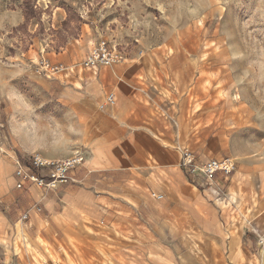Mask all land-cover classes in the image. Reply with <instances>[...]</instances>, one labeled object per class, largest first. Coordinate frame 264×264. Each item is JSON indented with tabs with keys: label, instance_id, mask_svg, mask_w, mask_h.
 <instances>
[{
	"label": "rangeland",
	"instance_id": "374dc122",
	"mask_svg": "<svg viewBox=\"0 0 264 264\" xmlns=\"http://www.w3.org/2000/svg\"><path fill=\"white\" fill-rule=\"evenodd\" d=\"M102 40L151 75L143 82L156 97L150 103L182 150L245 161L246 190L233 200L225 189L196 192L224 212L231 229L223 241L207 238L185 209L176 226L154 210L150 240L139 223H71L63 184L45 191L17 177L18 163L29 167L62 138L48 83L60 77L36 65L80 68ZM263 235L264 0H0V264H168L166 250L174 264H264Z\"/></svg>",
	"mask_w": 264,
	"mask_h": 264
},
{
	"label": "crops",
	"instance_id": "0c3cea01",
	"mask_svg": "<svg viewBox=\"0 0 264 264\" xmlns=\"http://www.w3.org/2000/svg\"><path fill=\"white\" fill-rule=\"evenodd\" d=\"M150 76L139 62L128 63L126 59L97 72L83 70L49 80L51 99L61 114L58 122L62 138L55 142L54 151L48 147L42 157L63 161L82 154L85 158L58 191L62 212L71 223L85 218L102 225L125 224L127 228L139 223L148 230L142 231L141 239L150 240L155 238L150 233L154 210H158L159 220L173 226L182 222V209L193 210L198 214L195 222L199 220L203 234L213 241H223L231 229L224 212L217 211L208 200H197L196 192L199 188L208 192L225 189L233 200L232 193L239 195L246 190L245 176L250 175L244 170L245 161L238 165L235 162L236 171L229 177L216 174L206 178L199 168L213 159L208 155L198 158L192 149H187L195 154L197 169H183L182 139L150 103L156 100L149 93L151 86L143 84L150 81ZM111 93L116 104L101 109ZM152 194L163 199L157 200ZM47 196L55 200L57 194ZM199 208L206 211L199 213ZM120 212L128 216L118 217ZM164 256L168 264H174V251L166 250Z\"/></svg>",
	"mask_w": 264,
	"mask_h": 264
},
{
	"label": "built area",
	"instance_id": "2783aa9c",
	"mask_svg": "<svg viewBox=\"0 0 264 264\" xmlns=\"http://www.w3.org/2000/svg\"><path fill=\"white\" fill-rule=\"evenodd\" d=\"M126 60L125 56L115 46L107 44L106 41L97 43L89 52L86 59L81 64L80 68L75 65L65 66L59 63H53L47 59H41L36 65L39 73H44L48 76H67L77 71L90 70L97 72L101 67H112L122 64ZM116 98L114 94H109L106 97L105 103L100 105L101 109L106 106H114ZM85 158L82 154H77L74 157L63 161H51L43 158L41 155H33L30 159L29 167L22 166L20 163L16 167V175L22 182H28L36 187L50 191L56 189L59 185L68 182L70 173L77 167L83 165ZM183 169L194 172L197 169V158L194 153L183 150ZM201 174L206 178H213L216 174H222L229 177L236 171V163L232 158L208 160L199 168ZM44 173V174H43ZM157 200L163 199V196L152 194ZM218 194L215 199L221 204L225 203V199L221 200ZM38 212L41 208L36 209ZM28 216L25 215L24 219ZM258 244L264 248V235L259 236Z\"/></svg>",
	"mask_w": 264,
	"mask_h": 264
},
{
	"label": "bare ground",
	"instance_id": "6f19581e",
	"mask_svg": "<svg viewBox=\"0 0 264 264\" xmlns=\"http://www.w3.org/2000/svg\"><path fill=\"white\" fill-rule=\"evenodd\" d=\"M264 251V250H263Z\"/></svg>",
	"mask_w": 264,
	"mask_h": 264
}]
</instances>
